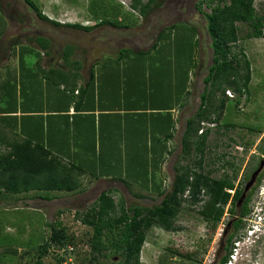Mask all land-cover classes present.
I'll return each instance as SVG.
<instances>
[{
  "label": "trees",
  "instance_id": "obj_1",
  "mask_svg": "<svg viewBox=\"0 0 264 264\" xmlns=\"http://www.w3.org/2000/svg\"><path fill=\"white\" fill-rule=\"evenodd\" d=\"M97 1H91L89 10L95 19H99V22L94 26L87 27L52 21L42 13L35 0H24L38 19L50 23L54 27L70 28L88 33L97 26L109 25L121 29L131 28L134 25L132 21L126 22V17L130 18V15H126L121 9L113 8L111 15H108L109 12L106 11L104 16H99L95 13ZM217 1L218 3L212 7L209 13L203 12L200 5L197 7L198 12L205 18L206 32L211 41V63L207 68L206 77L202 80L204 87L199 95L200 104L195 113L185 121L181 135V156L179 162L173 167L175 175L170 189H164L158 168L165 156L171 154L168 144L173 139L175 131V120L171 110L174 109L176 101L179 111L184 107L186 98L190 93V73L197 67V61L194 60L193 55L194 50H188L182 38V36L190 34L193 42L198 43L196 27L188 24L183 28L181 27L178 33L180 36L171 33L176 26L173 24L169 27L170 29L164 30L163 28L158 32L149 50L123 49L118 56V58H125L126 55H132V57L135 56L148 61L153 60L159 64L158 69L163 75L161 78L155 79L152 75H148L147 83L144 84L145 91L140 90L143 96L131 98L130 107L132 110L141 107L150 112L132 116V118H136L134 126L139 128L129 130L127 135L131 143L130 146L135 151L132 154L138 160H135L134 166H140V170L136 169L134 175L120 179L126 188H129L131 183L139 185L143 191L162 197L161 202L154 207H126L123 202L117 204L114 201L111 190L104 191L85 213L75 216V219L80 220L81 224L88 230L84 235L85 240L79 239L69 231L63 221L59 220V216L63 213L59 210L57 219L48 225L51 229L49 237L38 246L36 264H41L42 258L48 255L50 249H61L69 246L74 250V247L80 243L85 244L89 252V257L86 255L82 257L81 264H96L100 257L108 258V252L113 257L119 255V260L113 264H140V254L143 244L146 242L147 233L154 227L173 231L174 220L180 212L182 204L184 202L190 206L196 204L200 201L199 196L202 189H205L207 199L200 214L212 221L213 229L220 220L223 207L229 201L232 204L229 211L231 214H235L234 205L241 195V189H236L234 195L231 196L227 190L234 188L232 178L225 175L221 179H212L209 176L210 172H204L203 165L210 129L201 130V128L203 127L202 124L206 122L211 125L218 123L225 110L229 116L235 115V108L239 102L228 103V97L225 94L227 90L239 95L249 94L250 63L238 44L240 41L239 24L248 27L246 38H261L263 37L264 18L256 11L255 0ZM162 2L163 0H146L145 2L132 0L130 8L145 17L155 8H159ZM214 2L215 0L210 1V3ZM119 18L121 20H118ZM0 31L2 32L3 29L0 28ZM38 42L41 46L44 44L45 47L50 44L48 40H38ZM43 46L42 48L45 49ZM74 50L72 45L65 46L63 50L64 60L70 59ZM24 54L21 55L22 59ZM187 60L189 66L185 65ZM172 65H174L173 69ZM67 84L68 82H65V88L68 87ZM93 84L92 80L84 90L77 91V95L73 97L75 104L72 120H76L74 127L79 134H81V129L77 127L78 119H90L93 116L90 113L85 114L86 117L80 116L82 115L81 111H83L81 109H85L82 104L85 105L86 100L88 104L91 99L95 101L89 94L93 90ZM132 87V89H136L135 87L139 86L132 84ZM132 95L138 94L132 92ZM121 103V100H118V106H121ZM64 117L69 120L70 116L65 115ZM225 126L228 130L233 124L229 121ZM92 128L94 135L95 128ZM103 134L105 131L101 128L98 129L100 138ZM2 145L7 147L6 151H1ZM31 145L32 142L29 139L8 144L0 133L1 192L12 195H25L31 191L73 193L81 188L77 177L82 175L84 171L79 166L64 164L59 156L54 155L50 150H44L41 146L33 148ZM248 145H252V142ZM148 156L153 158L151 164L148 161H143ZM191 157L193 160L190 159ZM234 174L235 177L236 172ZM93 177L99 179L95 174ZM255 187L243 203L240 212L241 219L250 213L248 204ZM39 197L49 200L48 196L41 195ZM242 225V221H239L234 234ZM233 235L228 240L229 247L220 264L227 262L231 252ZM57 261L58 264L64 262L63 258H59Z\"/></svg>",
  "mask_w": 264,
  "mask_h": 264
},
{
  "label": "rangeland",
  "instance_id": "obj_2",
  "mask_svg": "<svg viewBox=\"0 0 264 264\" xmlns=\"http://www.w3.org/2000/svg\"><path fill=\"white\" fill-rule=\"evenodd\" d=\"M91 1L35 0L42 13L52 21L60 24L94 26L99 20L94 19L89 10ZM210 1L164 0L161 7L155 8L149 15L143 17L138 11H131L132 0H98L96 12L94 11L96 14L104 16L108 11V15H111L113 8L121 9L122 12L130 15L134 25L130 29L122 30L101 26L87 33L64 27L56 28L47 22L40 21L24 0H0L2 14L6 19L3 22V16H0V27L3 29L4 23L7 22L8 28L5 30V35L3 34L0 38L2 49L0 62L2 63L9 55L8 42L16 38L20 42H26V37L42 35L51 40V58L59 60L63 46L70 44L76 48L73 57L91 61L104 55H113L121 47L148 49L154 43L158 32L171 23H176L173 32L171 31L173 35H178L181 27L186 25L181 22L196 26L198 43L193 42L190 34L182 36L186 48L194 50L193 55L194 60L197 61V67L190 73V80L192 78L190 93L184 107L177 113L176 130L170 143L171 154L167 156L162 167L161 178L164 180V189L169 190L175 175L173 167L179 162L181 156V135L185 121L195 113L200 104L199 95L204 87L202 80L206 77L207 68L211 63V41L206 32V21L197 10L200 5L203 12L209 13L212 7L218 3L217 0L214 3H210ZM225 1L228 2V0ZM254 6L258 14L264 18V0H255ZM20 17H24V24L18 22ZM32 26L33 28H31ZM239 26L240 41L238 44L250 63V100L235 108V115L230 119L232 123L236 124L234 130L224 131L221 125L222 121L212 125L206 122L203 125L204 129H210L203 166L204 172H210L215 178L227 175L233 179L234 186L238 185V187L244 183L254 164L258 161L264 140V21L263 37L261 38H246L248 27L244 24H239ZM166 29L170 28H164V30ZM24 59L28 63L31 56L27 54ZM187 62L189 61H185V65L189 66ZM228 99L230 98L228 97ZM227 102L233 104L231 101ZM248 125L259 126L262 133L247 138L243 128ZM248 140H251L253 145L249 150H246L247 143L245 142ZM190 159L193 160L192 157ZM234 172H236L235 177ZM108 188L115 190L111 194L114 201L117 204L123 202L126 207H154L162 200V197L154 193L143 191L139 185L131 183L129 188H126L121 183L105 180H91L77 192L55 193L51 202L33 200L26 195L16 196L0 193V264H36L38 246L49 237L51 229L48 225L57 219L59 210L63 211L59 220L63 221L69 231L79 239L85 240L84 235L88 230L80 220L75 219V216L85 213L101 192ZM254 194L255 192L248 204L250 213L244 217L243 225L232 239V245L233 242L240 241L237 258L242 255L243 261L239 264H264V238L252 248L245 249V246L252 242L246 241L247 231L253 222L255 212L259 213L260 211V203L257 202ZM231 206L232 204L228 205V211L225 210L227 215L224 220L213 229L198 221L193 213L194 208L184 202L178 213V224L186 226L192 240L205 241L204 244H201L197 249L196 243L188 244L190 236H186V232L174 233L154 227L147 233L146 242L143 244L140 254V264H209V262H213L214 255L223 254L222 251H219V239L231 214L229 211ZM105 241H107L106 238ZM176 243L180 244L179 250L182 252H195L197 256L195 261L175 260L171 250L175 248ZM108 254V258L100 257L96 264H113L119 260V255L113 257L110 252ZM84 255L89 257L88 248L83 243L74 247L73 251H69L67 247L50 249L48 255L42 258L41 264H58L59 258H63V264H81Z\"/></svg>",
  "mask_w": 264,
  "mask_h": 264
},
{
  "label": "crops",
  "instance_id": "obj_3",
  "mask_svg": "<svg viewBox=\"0 0 264 264\" xmlns=\"http://www.w3.org/2000/svg\"><path fill=\"white\" fill-rule=\"evenodd\" d=\"M126 15L129 14L126 13ZM0 16H3L2 10H0ZM2 20L3 22L6 20L4 16ZM24 21V17L18 18L20 24H24ZM130 21L132 20L126 17V22ZM6 23H4L3 31H0V38L8 29ZM181 23L194 26L186 22ZM173 24L176 23H171L166 27ZM122 29L130 28L117 30ZM25 39L26 42H20L18 38L8 42L9 55L2 63L0 62V133L2 138L8 144L29 139L33 148L41 146L44 150H50L54 155H58L64 164L79 166L84 171L77 177L81 184L79 190L91 180L123 184L120 179L134 175L136 169L140 170V166H134L135 160H138L132 154L135 151L130 146L127 135L129 130L139 128L134 126L136 118L132 116L150 112L141 107L132 110L131 98L143 96L140 90L145 89L144 84L147 83L148 75H152L154 79L161 78L163 75L158 69L159 64L153 60L148 61L132 57V55H126L125 58H118V56L123 49L147 51L151 46L143 50L121 47L113 55H104L90 61L75 58L74 55L64 60L63 50L66 46L64 45L60 59L57 60L50 57L52 43L49 38L36 35ZM38 40H48L50 44L46 47L42 44L45 48L43 49ZM1 51L0 47V57ZM23 53H25L24 58L27 54L31 56L28 63L21 58ZM171 67L173 69L174 65ZM92 80L93 90L89 94L95 101L91 99L88 104L86 100L85 105L82 104L85 109H81L83 111L80 116L86 117L85 114L88 113L93 116L90 115V119H78L77 127L81 129V134H79L74 127L76 120H72L75 104L73 97L77 95V91L84 90ZM65 82H68L66 88L64 87ZM132 84H137L139 87L132 89ZM132 92L138 95H132ZM118 100H121V106H118ZM178 111L176 101L174 109L171 110L175 120V130ZM65 115L70 116L69 120L64 117ZM92 127L95 128L94 135ZM100 128L105 131L101 138L98 135ZM2 150L6 151L7 147L2 145ZM167 156L159 165L160 176ZM152 160L150 156L143 159L150 164ZM93 174L99 179H95ZM161 181L164 185L162 178ZM110 190L115 191L111 188L106 191ZM55 193L67 194V192L56 191L46 193L31 191L25 195L33 200L51 202ZM41 195L48 196L49 200L41 199L39 197Z\"/></svg>",
  "mask_w": 264,
  "mask_h": 264
},
{
  "label": "flooded vegetation",
  "instance_id": "obj_4",
  "mask_svg": "<svg viewBox=\"0 0 264 264\" xmlns=\"http://www.w3.org/2000/svg\"><path fill=\"white\" fill-rule=\"evenodd\" d=\"M250 96H251V92L249 91V94H236V93H233V97L228 99L227 101H231L233 103L235 102H239V104L237 105V107L241 106L243 104V102L245 103L246 101L250 100ZM242 99V100H241ZM239 111V110H238ZM242 112V110H241ZM233 116H229L228 115V112L227 110H225L222 114V117L220 119V122L222 123V128L224 129V131H228V130H234L236 128V124L235 123H232L233 126L229 127L228 130L226 129V126L225 124L227 122L230 121V119L232 118ZM205 123H203L202 125H204ZM202 130H204V128L202 127ZM243 130H245V134H246V137L249 138L250 136L252 137L253 135L255 134H258V133H262V131L260 130L259 126H253V125H248V126H245V128H243ZM250 142H252L251 140H248L246 145H247V148L246 150H249L250 147L253 145V142H252V145H248ZM261 155L259 156L258 158V161L254 164L251 172L249 173L247 179L244 181L243 184L239 185H235L233 190H234V193H235V190L236 189H241V193L245 187V184L248 182V180L250 179L252 173L258 169V167L260 166V162L262 159H264V140L262 142V145H261ZM227 165V163H226ZM204 166V165H203ZM264 174V167L262 168V171L261 173L259 174V176L257 177L256 179V182L255 184L250 188V190L248 191L247 195L251 192V190L256 186L257 187V182H258V179L260 181V179L262 178ZM210 178L212 179H221L220 177L219 178H215L214 176H212V174L210 173ZM259 183V182H258ZM257 184V185H256ZM255 187V189H256ZM255 191V190H254ZM205 189H202L201 191V194L199 196L200 198V201L196 202V204L194 205H191L193 208H194V216H196V219L200 222H202L204 225H206L208 228H212V221L211 220H208L207 218L203 217L201 214H200V211L203 209L204 205H205V201L207 199V195L205 193ZM233 193V195H234ZM232 195V196H233ZM246 195V197H247ZM239 199V198H238ZM246 199V198H245ZM245 201V200H244ZM237 202V201H236ZM236 202H235V205H234V209H235V214H230L229 216V219L227 221V223L225 224L223 230H222V234H220V239H219V251H222L223 254L220 255V254H216L214 255V260L213 262H209V264H220L222 259L224 258L225 254H226V250L227 248L229 247V244H228V240L229 238L234 234L235 232V227L237 224H239V221H243L244 218L241 219L240 217V212H241V208L243 206H241V208H237L236 207ZM244 203V202H243ZM231 202L229 201L228 204L226 206L223 207V213L220 217V220L218 221L217 225L219 223H221L223 220H224V217L227 215V213L225 212L228 211L227 207L228 205H230ZM177 217H178V214L176 215V218L174 220V229H173V232L174 233H180V232H186V236H190V233L189 231L187 230L186 226H184L183 224H178L179 221L177 220ZM181 223V222H180ZM216 225V226H217ZM216 228V227H215ZM201 241V240H200ZM177 242H180V240H177ZM205 241H202V242H198V241H195V240H192V237L190 236L189 237V245L190 244H195L197 246H195L197 249L201 246V244H204ZM175 248L171 250V254L175 257V260H178V261H195V259L197 258L196 256V253L195 252H182L180 251V244L176 243L175 244ZM185 247V246H183ZM192 247V246H191ZM202 248V247H201ZM205 248V247H204ZM203 248V251H205ZM200 250V249H199Z\"/></svg>",
  "mask_w": 264,
  "mask_h": 264
},
{
  "label": "clouds",
  "instance_id": "obj_5",
  "mask_svg": "<svg viewBox=\"0 0 264 264\" xmlns=\"http://www.w3.org/2000/svg\"><path fill=\"white\" fill-rule=\"evenodd\" d=\"M259 206H260V211H259V213L255 212L253 222L250 225V227L247 231V235H246V236H248L246 238V241L249 240L252 242L248 243L245 246V249L252 248L254 245H256V243L258 241H260L261 239L264 238V203L262 201H260ZM245 237L243 238L244 240H245ZM244 240H243V242H244ZM241 257H242V255L238 256V258H236V260L233 262V264H239V262L243 261L241 259Z\"/></svg>",
  "mask_w": 264,
  "mask_h": 264
},
{
  "label": "built area",
  "instance_id": "obj_6",
  "mask_svg": "<svg viewBox=\"0 0 264 264\" xmlns=\"http://www.w3.org/2000/svg\"><path fill=\"white\" fill-rule=\"evenodd\" d=\"M225 93H226L227 97H229V98L233 97V92L227 90ZM201 130H202V128H201ZM199 133H201V131H199ZM254 192H255L254 195L256 196V200H258L257 202L260 203V201H262L264 203V174H263L262 178L260 179V181H259ZM227 193H229L232 196L234 193V190L233 189L227 190ZM239 242L240 241L233 242V245L231 247V252H230L228 259H227V262L225 264H233V262L236 260ZM67 248H69V251H73V249L71 247L68 246Z\"/></svg>",
  "mask_w": 264,
  "mask_h": 264
},
{
  "label": "water",
  "instance_id": "obj_7",
  "mask_svg": "<svg viewBox=\"0 0 264 264\" xmlns=\"http://www.w3.org/2000/svg\"><path fill=\"white\" fill-rule=\"evenodd\" d=\"M263 167H264V159L261 160V162H260V166L258 167L257 170H255V171L252 173L250 179H249L248 182L245 184V187H244V189H243V191H242V193H241L239 199H238L237 202H236V207H237V208H241V206H242V204H243V202H244V200H245V198H246V195H247L248 191H249L250 188L255 184L256 179H257V177L259 176V174L261 173Z\"/></svg>",
  "mask_w": 264,
  "mask_h": 264
}]
</instances>
